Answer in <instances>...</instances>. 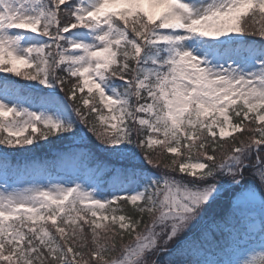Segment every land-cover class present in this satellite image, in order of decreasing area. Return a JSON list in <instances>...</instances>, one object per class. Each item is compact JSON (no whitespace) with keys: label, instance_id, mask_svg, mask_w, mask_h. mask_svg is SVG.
Segmentation results:
<instances>
[{"label":"rangeland","instance_id":"rangeland-1","mask_svg":"<svg viewBox=\"0 0 264 264\" xmlns=\"http://www.w3.org/2000/svg\"><path fill=\"white\" fill-rule=\"evenodd\" d=\"M39 1L0 0V65L5 72L17 74L30 66L31 55L42 53L51 42V38L39 36L36 30L42 17L37 7ZM77 1L73 17L76 26L83 27L63 37L67 45H61L59 60L70 75L80 78V90L98 92L99 101L108 111L127 100L105 82L104 71L115 58L111 46L127 41L126 29L116 25L114 19L125 21L143 15L150 23H161L160 29L151 32L149 40L164 46L166 68L165 72L157 74L153 83L148 78L137 81V87L145 88L151 97L149 102H141L139 107L144 117L138 122L149 125L152 134L161 132L168 136L170 153L176 152L183 137L191 139L190 130L187 133L189 126L184 124L191 102L196 105V113L210 121L206 127L210 135L228 137L239 131L240 125L233 124L228 115V107L237 102L249 107V114H254L258 122L264 121V112H260L264 107V55L246 56L235 45L244 40L245 35L264 37V0H191V4L199 8L189 11L178 8L179 0H165L159 10L150 8V0H145L147 4L135 0ZM249 10H258L259 16L242 27L243 17L250 13H247ZM85 22L88 26H84ZM131 46L139 53L136 40ZM0 117L12 141L29 131L36 132L41 123L53 131L61 124V114L54 104L23 99L8 81H0ZM122 121L120 113H112L107 125L116 128L119 124V128ZM121 131L119 128L112 147L129 154L131 142ZM261 136L264 137V130ZM160 144L158 137H149V146ZM131 154L133 161L126 156H120L119 160L154 167L137 152ZM234 162L225 169L224 179L201 187L189 186L179 178L167 176V172L158 167L152 168L149 177L144 175L141 180L151 184L148 188L154 187L150 200L157 204L162 214L151 225L149 240L138 242L126 249L123 256L107 264H131L145 250H154L158 239L168 241L175 231L177 233V224L186 223L191 229L197 209L213 213L217 203L232 204L231 208L234 206L239 212L244 230L237 233L240 225L232 231L226 228L235 236L226 252L213 256L206 253L201 263L264 264V187L260 186L264 185V173L255 170L259 179L255 181L245 172L249 168L247 161ZM180 169L194 176L209 173L205 164L198 160L187 161ZM69 177L43 176L38 171L10 181L0 171V234L17 215H23L31 223H40L47 211H51L50 216L57 217L59 209L66 210L80 203L98 216L105 205L116 203L118 198L135 204L146 197L145 188H139L137 180L121 183L104 195L97 191L96 181L81 180L78 175ZM3 258L0 253V260Z\"/></svg>","mask_w":264,"mask_h":264},{"label":"trees","instance_id":"trees-1","mask_svg":"<svg viewBox=\"0 0 264 264\" xmlns=\"http://www.w3.org/2000/svg\"><path fill=\"white\" fill-rule=\"evenodd\" d=\"M42 2L46 12L56 11L59 28L70 24L74 1ZM257 16L258 10L244 16L242 27ZM118 20L114 19V23L126 29L127 41L112 46L115 58L105 72V81L127 97V101L113 112L118 110L124 119L120 126L123 125L124 138L131 142L129 154L112 147L118 133L107 125L109 112L99 101L97 92L79 91L78 78L71 76L63 64H58L57 53L51 47L46 54L35 55L33 65L21 74L0 78L13 82L25 99L54 104L62 116V125L54 132L39 125L38 132L31 134L32 142H26L28 133L17 144H8L11 138L4 133L0 118V164L8 180L22 173L30 175L38 171L43 175L52 173L70 178L78 175L81 180L97 181L98 191L107 195L117 185L137 180L139 188H145L146 197L135 204L118 200L104 207L98 216L76 204L64 209L59 217L57 215L54 223H31L25 217L12 219L9 228L0 235L4 257L0 264H75L73 261L107 264L123 256L126 249L138 242L149 240L151 225L162 214L157 204L150 200L154 187L148 188L151 184L141 180L144 175L149 177L152 168L158 167L167 172V176L179 178L193 187L224 179V171L230 168L233 160L234 163L247 161L249 168L243 170L246 168L245 172L255 181L259 180L255 170L264 173V137L261 136L264 121L258 122L254 114H249V107L242 103L229 107L228 115L233 124L240 125V130L226 138L207 132L210 121L200 117L192 103L184 123L189 126L187 133L190 130L191 139L183 137L175 153L168 151L171 144L168 136L152 134L149 125L136 121L144 117L139 111L141 102H149L151 98L145 88L136 87L137 81L148 78L153 83L159 72H165L167 60L163 46L148 41L150 31L159 28L158 22L152 24L142 15ZM48 27L53 33L52 25ZM44 29L45 25L42 26ZM244 38L235 44L237 49L245 55H264V37L245 35ZM135 40L140 47L139 54L131 46ZM50 84L53 92H47ZM260 112H264V107ZM151 136H157L161 144L149 146ZM133 151L154 167L119 160L120 156H126L133 161ZM194 160L203 162L209 173L194 176L182 172L181 165ZM260 186L264 187L263 184ZM231 206L217 203L213 213H202L203 208L197 209L191 229L184 223V229L178 230L183 225L177 224V233L175 231L168 241L158 239L154 250H145L131 264H202L201 259L206 253L213 256L226 252L235 236L226 232L225 226L234 230L241 223L238 212ZM46 213L50 216L51 211ZM243 230L240 225L237 233Z\"/></svg>","mask_w":264,"mask_h":264},{"label":"bare ground","instance_id":"bare-ground-1","mask_svg":"<svg viewBox=\"0 0 264 264\" xmlns=\"http://www.w3.org/2000/svg\"><path fill=\"white\" fill-rule=\"evenodd\" d=\"M136 2H144V3H146L147 4V1H145V0H135ZM191 0H179V4H178V6H179V8L181 9V10H183V11H189V10H192L193 8H199V5H193V4H191V2H190ZM165 2V0H150V8L152 9V7L154 8V9H160L161 8V6H162V3H164Z\"/></svg>","mask_w":264,"mask_h":264}]
</instances>
